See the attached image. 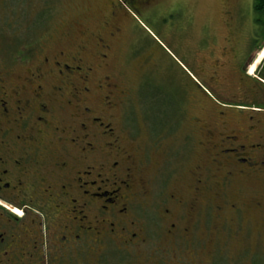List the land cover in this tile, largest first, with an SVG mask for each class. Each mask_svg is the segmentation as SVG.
<instances>
[{"label": "flooded vegetation", "instance_id": "flooded-vegetation-1", "mask_svg": "<svg viewBox=\"0 0 264 264\" xmlns=\"http://www.w3.org/2000/svg\"><path fill=\"white\" fill-rule=\"evenodd\" d=\"M129 1L140 10L175 7V0L157 7L153 0ZM253 45L231 54L222 50L200 63L198 72L213 90L202 89L211 116L206 126L185 133L183 146L191 145V152L185 150L179 162L188 161L192 147L205 154L186 171L183 187L171 185L176 170L162 165L164 157L149 160L157 144H145L143 156L134 153L137 145L125 149L124 138L133 140L134 131L120 135L113 127L110 112L119 101L115 104L110 90L103 94L110 82L94 80L95 61L61 50L40 59L35 45L0 58V188L29 209L24 218L0 217V264H136L129 255L154 234L160 251L192 248L197 225L214 233L257 210L259 202L246 204L237 194L243 182L264 180V76H259L264 69L258 66L254 76L243 70L260 49ZM219 85L240 92L217 95ZM178 117L156 130L145 123L147 135L171 134ZM227 211L234 217L213 223ZM213 245L211 240L207 246ZM117 252L127 256L116 257Z\"/></svg>", "mask_w": 264, "mask_h": 264}, {"label": "rangeland", "instance_id": "rangeland-1", "mask_svg": "<svg viewBox=\"0 0 264 264\" xmlns=\"http://www.w3.org/2000/svg\"><path fill=\"white\" fill-rule=\"evenodd\" d=\"M171 1L153 0L155 7L167 6ZM173 5V9L157 11L154 7L149 11L140 10L129 0H0V58L35 45L40 59L61 50L95 61L94 80L102 84L110 82L111 87L103 94L110 90L115 104L119 101L110 112L113 127L120 135L129 128L134 131L133 140L124 138L125 149L133 151L132 147L139 146L134 153L143 156L141 148L145 144H157L149 151V160L158 163L164 157L162 165L176 170L171 185L183 187L187 185L186 171L200 162L199 155L205 154L202 148L192 147L188 161L179 162L184 152L187 155L191 152V145L187 149L183 146L185 133L190 128L206 126L211 116V104L202 89L213 90L208 77L198 72L200 63L206 64L212 54L218 56L222 50L228 54L234 48L249 51L255 42L260 49H254L251 55L256 54L260 59L264 40L253 20V0H175ZM110 32L114 33L113 37H109ZM99 39L109 48L101 47ZM150 52L154 53L153 57L144 58ZM103 54L106 56L101 58ZM223 89L219 85L215 94L232 96L240 92L234 88ZM119 90H123L124 96ZM189 97L193 99L190 101ZM176 116H179L177 126L171 134L147 135L145 123L156 130L163 123H174ZM194 118L199 120L195 126ZM263 182H243L237 193L242 202L260 205L257 210L246 213L240 224L225 223L226 227L214 233L197 225L193 236L196 246L192 248L176 246L160 251L154 244L158 235L154 234L155 238L141 244L128 260L132 257L136 264H142L141 259L149 264L155 260L165 261L162 264H252L255 252L264 251ZM234 197L229 194L230 200ZM230 215L235 214L227 211L213 223L222 222V217ZM211 240L214 245L209 248ZM156 248H159L156 255L149 256V251L155 253ZM126 256L117 252L116 257Z\"/></svg>", "mask_w": 264, "mask_h": 264}, {"label": "snow or ice", "instance_id": "snow-or-ice-1", "mask_svg": "<svg viewBox=\"0 0 264 264\" xmlns=\"http://www.w3.org/2000/svg\"><path fill=\"white\" fill-rule=\"evenodd\" d=\"M259 55L260 59L256 58V54L251 55L248 58V61L243 65V70L250 76H254L256 74L258 66L264 69V52H261ZM259 76H264V71H260ZM258 78L259 77H257V79ZM28 211L29 209L25 204L9 199L3 194L2 188H0V217H9L12 219L17 217L24 218L26 217Z\"/></svg>", "mask_w": 264, "mask_h": 264}, {"label": "trees", "instance_id": "trees-1", "mask_svg": "<svg viewBox=\"0 0 264 264\" xmlns=\"http://www.w3.org/2000/svg\"><path fill=\"white\" fill-rule=\"evenodd\" d=\"M253 12V20L259 26L261 30V39L264 40V0H253ZM251 260L252 264H264V251L260 253L259 251L255 252Z\"/></svg>", "mask_w": 264, "mask_h": 264}]
</instances>
